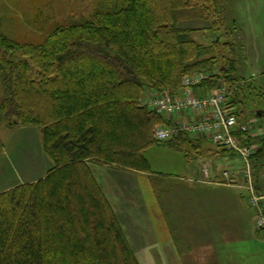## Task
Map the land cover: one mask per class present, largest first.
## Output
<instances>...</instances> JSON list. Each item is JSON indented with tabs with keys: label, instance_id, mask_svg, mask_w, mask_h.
Masks as SVG:
<instances>
[{
	"label": "trees",
	"instance_id": "trees-1",
	"mask_svg": "<svg viewBox=\"0 0 264 264\" xmlns=\"http://www.w3.org/2000/svg\"><path fill=\"white\" fill-rule=\"evenodd\" d=\"M218 14L217 0H111L34 41L0 31V124L38 127L51 161L44 177L0 193V264H139L90 164L150 172L145 152L165 119L142 104L146 93L214 71L200 86L223 79L234 93L233 44L204 45L191 37L199 29L179 27L210 21L213 32ZM204 141L179 133L165 144L190 159ZM255 161L263 146L253 172Z\"/></svg>",
	"mask_w": 264,
	"mask_h": 264
},
{
	"label": "crops",
	"instance_id": "crops-1",
	"mask_svg": "<svg viewBox=\"0 0 264 264\" xmlns=\"http://www.w3.org/2000/svg\"><path fill=\"white\" fill-rule=\"evenodd\" d=\"M254 141L264 147L259 132ZM163 145L160 151L182 157L177 159L178 166L186 165L180 169L184 177L149 181L148 172L90 164L138 263L264 264L263 233L256 227L244 181L237 172L232 183L221 178L222 171L231 170L221 164L230 155L210 144L211 161L203 160L205 176L202 168L189 167L193 158ZM254 163L255 187L264 193V161Z\"/></svg>",
	"mask_w": 264,
	"mask_h": 264
},
{
	"label": "rangeland",
	"instance_id": "rangeland-1",
	"mask_svg": "<svg viewBox=\"0 0 264 264\" xmlns=\"http://www.w3.org/2000/svg\"><path fill=\"white\" fill-rule=\"evenodd\" d=\"M217 1V20L221 22L219 29L213 27V32L209 31L211 22L199 20L182 21L179 27L199 29L191 33V37L204 45L213 42L218 36L220 42L233 44L237 58V89L232 93L237 100L234 109L243 115L242 119L250 125L251 131L264 136V0ZM110 2L111 0H0V31L13 41H34L46 34L45 31H51L55 25L77 23L90 14L97 4L105 8ZM35 19L40 22V27L34 23ZM19 58L23 57L19 54ZM222 85L227 89L225 81ZM2 98L0 86V102ZM155 143L146 152L150 162L149 174L152 175H146V179L168 181L184 177L185 173L180 169L186 165L183 163L178 166L177 156L180 154L170 150L160 151L159 147L164 145ZM211 148L210 143L202 142L201 155L193 158L189 167L192 165L202 168L204 159L210 162ZM226 158L228 166L225 161L221 163L226 166L225 169L228 167L239 172L242 167L239 157L230 155ZM206 166L208 167L207 164ZM50 167L51 161L41 148L38 127H15L4 122L0 124V192L44 177ZM152 171L155 173L152 174Z\"/></svg>",
	"mask_w": 264,
	"mask_h": 264
},
{
	"label": "built area",
	"instance_id": "built-area-1",
	"mask_svg": "<svg viewBox=\"0 0 264 264\" xmlns=\"http://www.w3.org/2000/svg\"><path fill=\"white\" fill-rule=\"evenodd\" d=\"M206 79L207 74L185 76L178 94L164 92L148 101V107L157 114L181 118L179 123L173 125L156 126L153 137L156 141L163 142L178 133L197 135L216 146L232 151L239 157L242 167L237 173L244 181L248 203L256 211V227L264 237V194L256 192L252 170V157L257 145L246 142L247 138L251 139L254 134L250 125L239 121L234 110L229 107L223 89L208 92L203 96L194 94L193 88ZM240 134L244 136L239 137ZM237 173L225 170L222 172V178L227 183H232Z\"/></svg>",
	"mask_w": 264,
	"mask_h": 264
}]
</instances>
